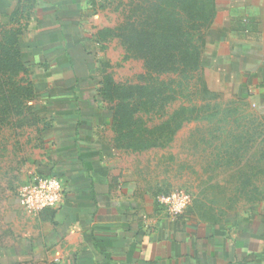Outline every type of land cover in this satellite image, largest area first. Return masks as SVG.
Listing matches in <instances>:
<instances>
[{
  "label": "crops",
  "instance_id": "crops-1",
  "mask_svg": "<svg viewBox=\"0 0 264 264\" xmlns=\"http://www.w3.org/2000/svg\"><path fill=\"white\" fill-rule=\"evenodd\" d=\"M98 2L0 0L47 112L39 170L65 187L58 208L28 214V248L52 264H264V208L216 222L190 207L171 217L113 146L98 76ZM213 13L215 39L205 44L227 46L232 81L241 77L244 101L264 111V0H213Z\"/></svg>",
  "mask_w": 264,
  "mask_h": 264
},
{
  "label": "rangeland",
  "instance_id": "rangeland-1",
  "mask_svg": "<svg viewBox=\"0 0 264 264\" xmlns=\"http://www.w3.org/2000/svg\"><path fill=\"white\" fill-rule=\"evenodd\" d=\"M198 10L197 4L180 0H99L94 36L104 96L111 92L105 87L111 79L134 83L142 73L140 62L124 59L121 42L214 40L203 33L209 15L196 17ZM0 17L10 27L6 15ZM219 47L204 44L202 68L189 88L159 89L169 103L161 101L165 106L155 117L142 111L141 140L126 135L133 128L117 123L115 142L152 196L183 189L192 196L189 210L213 222L264 208V111L244 101L243 80L232 81V62L224 59L228 48ZM235 83L238 93L232 92ZM38 91L10 102L13 117L0 95V264H52L44 253L28 248L24 234L30 212L17 198L20 186L42 175L38 170L47 150V112ZM150 95L144 90L142 97ZM133 143L137 151H126Z\"/></svg>",
  "mask_w": 264,
  "mask_h": 264
},
{
  "label": "trees",
  "instance_id": "trees-1",
  "mask_svg": "<svg viewBox=\"0 0 264 264\" xmlns=\"http://www.w3.org/2000/svg\"><path fill=\"white\" fill-rule=\"evenodd\" d=\"M183 4L198 5L199 10L196 17L208 16V24L203 33L213 35L209 29L211 18L213 17V0H180ZM138 18V16H137ZM20 30L8 27L0 22V95L7 104L8 114L13 117L10 102L21 95L29 99L30 94L35 95L38 85L30 77L28 61L22 57V44L19 42ZM206 42L193 40H178L174 42H158L149 40H134L121 42V47L125 52L124 59H133L141 63L142 73L137 75L136 82H120L111 79L105 87L111 92L104 96L102 80H100V92L103 100L112 113L113 146L119 149L117 143L116 125L133 128L127 131L132 134L134 141L141 140L144 132L140 129L146 124L142 120V111H147L151 117L157 116L162 109L161 101L169 103L165 93L162 98V91L159 89L189 88L195 77L202 68L203 46ZM28 75V76H27ZM23 91V94L18 92ZM144 90H149L151 95L144 99ZM165 92V91H163ZM167 92V91H166ZM173 93V92H171ZM176 113V112H174ZM172 114L175 115V114ZM172 125V124H170ZM168 132L172 135V130ZM148 132L156 133L149 129ZM125 136V132L121 134ZM156 146V145H155ZM139 146L131 144L126 151H137ZM42 174L41 170H38Z\"/></svg>",
  "mask_w": 264,
  "mask_h": 264
},
{
  "label": "built area",
  "instance_id": "built-area-1",
  "mask_svg": "<svg viewBox=\"0 0 264 264\" xmlns=\"http://www.w3.org/2000/svg\"><path fill=\"white\" fill-rule=\"evenodd\" d=\"M64 183L52 175H38L27 180L17 190L20 205L37 215L46 209L58 208L64 198ZM165 212L175 217L182 214L192 202V196L183 189H175L155 196Z\"/></svg>",
  "mask_w": 264,
  "mask_h": 264
}]
</instances>
